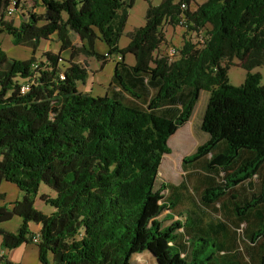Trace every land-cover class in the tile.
Returning a JSON list of instances; mask_svg holds the SVG:
<instances>
[{
  "label": "trees",
  "instance_id": "obj_1",
  "mask_svg": "<svg viewBox=\"0 0 264 264\" xmlns=\"http://www.w3.org/2000/svg\"><path fill=\"white\" fill-rule=\"evenodd\" d=\"M12 1L18 11L25 0H0V34L31 56L9 58L0 48V184L22 193L9 209L0 206V247L33 244L38 234L39 264H132L135 254L165 250L164 264H264V84L251 72L264 68V0L148 2L144 25L127 33L122 49L134 0H29L42 11H18L17 26L6 17ZM180 19L185 32L177 55L159 54L162 26L175 28ZM201 31L205 42L198 47L187 33ZM52 38L58 52L36 57ZM127 55L133 64L125 63ZM80 56L102 66L119 57L103 96L79 92L89 74ZM235 60L246 72L239 86L227 76ZM201 92L207 101L199 130L207 138L181 167L186 172L191 163L202 174V189L157 187L168 140L190 120ZM40 184L54 192L40 196L54 210L49 215L34 206ZM183 199L191 203L184 222L143 223L155 200L174 211ZM208 211L223 219L203 222ZM13 217L21 219L17 230L3 229ZM30 224L39 231L31 233ZM199 235L214 241L204 259L192 249Z\"/></svg>",
  "mask_w": 264,
  "mask_h": 264
},
{
  "label": "rangeland",
  "instance_id": "obj_2",
  "mask_svg": "<svg viewBox=\"0 0 264 264\" xmlns=\"http://www.w3.org/2000/svg\"><path fill=\"white\" fill-rule=\"evenodd\" d=\"M125 3H128L130 0H123ZM206 0H195L196 4H201ZM148 2L151 5L156 6L159 4L160 0H134L132 7L128 9V17L123 30V34L119 40V48H124L128 43L127 33L131 32L135 28L142 27L144 25V15L146 8L148 6ZM194 8V5L192 6ZM28 11H33V13L39 14L42 10L40 8H35L32 10L31 5L22 7L21 13L24 15L27 14ZM14 18L11 19L14 25L17 26L19 23V18L15 15ZM163 33L166 36V44L162 45L159 49V54L165 55L167 50L171 47L179 48L182 43V36L184 35V30L175 27L172 28L167 24L162 26ZM169 33V34H168ZM168 37V38H167ZM71 39L75 45H80V41L74 35H71ZM0 48L5 52V54L9 58L17 59V60H27L31 56V50L24 47L14 46L11 43L10 36L6 34H0ZM59 50V45L56 43L55 39L52 38L50 41L41 42V45L36 53V57H40L44 52L57 53ZM96 50L100 53L105 51L104 44L98 42L96 43ZM61 56L64 59L69 57V52L65 51L61 53ZM132 56L127 55L125 58L126 64H131ZM77 61L81 64L88 63V76L85 80L84 84H78L79 92L89 94L93 97L103 96L106 92V89L109 85L115 61L114 57H112L105 65L102 66V62L100 60L90 58L86 59L83 56H80ZM239 63L235 60L234 65L230 66L227 76L229 84L232 86H239L243 83L246 72L241 69ZM252 73H259L261 75V83L264 84V68H256L251 71ZM207 101V93L201 92L199 100L195 106L193 114L190 120L180 129L176 131V133L170 137L168 140V146L171 150L169 155H165L162 158L160 167H159V177L157 180V187L160 183H166L170 185L177 186L179 184L184 183L188 189V191L193 190L194 187H197V190L200 191L202 186H200V181L203 180L202 174H197L194 172V169H190L192 166L191 163L186 164V172L183 171L181 167L182 159L186 156L194 153L197 146L202 144L207 136L199 130L201 115L203 109L206 105ZM203 163L200 161L193 165V167H202ZM220 180V178H219ZM196 192V190H195ZM170 192L167 190L162 192L164 197H167ZM0 194L3 195L2 199H0V206H4L9 209L10 204H12L16 200H20L22 197V193L16 188L15 185L7 182H2L0 184ZM46 195L48 197H54V192L50 190L44 184H40L37 192V196L34 199V206L37 210L41 211L43 214L49 215L54 210L53 208L44 205V203L40 200V196ZM191 201H196L197 195L195 197L189 196ZM254 202V200H251ZM162 200H155L153 205L147 210V215L143 221V223L149 224L153 218L161 221L163 226H167L171 223V221L178 220L180 222H184L186 218L187 209L191 208V203L188 199H183L180 207L175 209L174 211H169L167 208L161 210L160 204ZM165 202V201H164ZM173 214H181L179 217H173L172 220L169 219V216H173ZM218 219H223V215L221 213L208 211L207 217H204L203 222L207 223L208 221H219ZM192 221H190L191 223ZM227 222V221H225ZM21 224V219L18 217H13L10 221L2 223L1 227L6 229L7 231L14 232L17 230L19 225ZM34 227L35 224H30L29 230L31 233L35 234ZM214 243L213 239L207 235H199L197 236V240L193 242L192 249L200 250L201 253L199 257L204 259L208 255L214 252L215 247L212 246ZM168 251H162L157 254H151L148 252H144L141 254L133 255L131 262L132 264H164L167 259ZM14 259L19 261L22 259L24 264H39L37 260V251L33 244L29 246H22L18 250L14 252ZM49 260L52 258L49 256ZM210 260H206L203 263L207 264Z\"/></svg>",
  "mask_w": 264,
  "mask_h": 264
},
{
  "label": "built area",
  "instance_id": "obj_3",
  "mask_svg": "<svg viewBox=\"0 0 264 264\" xmlns=\"http://www.w3.org/2000/svg\"><path fill=\"white\" fill-rule=\"evenodd\" d=\"M24 2L27 5H31V2L29 0L21 1L19 3V8H18L19 10L18 11H20V12L22 11V5L24 4ZM15 5H16V2L15 1H12L11 4H10V6L7 8L6 17L12 18L13 16L16 15V13L18 11H17V8L15 7ZM181 8L184 9L185 8V5L182 4L181 5ZM176 27L184 30V32H185V25H184L183 19H180L179 20V23H178V25ZM187 36L198 47H201L204 44V42H205V36H204L203 31H201L199 33H195V32H193V33H187ZM177 53H178L177 48L171 47V48H169L167 50V52L165 53V55L167 57H169V58H173L174 56L177 55ZM118 60H119V57L118 56L114 57V61L115 62L118 61ZM25 90H26V87H23L21 89L22 92H24ZM38 240H39V235L38 234H35L32 237V243L33 244H37L38 243ZM0 249H2V248L0 247ZM0 264H1V261H0Z\"/></svg>",
  "mask_w": 264,
  "mask_h": 264
},
{
  "label": "crops",
  "instance_id": "obj_4",
  "mask_svg": "<svg viewBox=\"0 0 264 264\" xmlns=\"http://www.w3.org/2000/svg\"><path fill=\"white\" fill-rule=\"evenodd\" d=\"M169 34V33H168ZM168 38V37H167ZM131 58V60H132V62H130L131 64H133V62H134V59H133V57H130ZM30 226V225H29ZM34 232L36 233V232H38L39 231V226H37L36 225V227H34ZM6 230V229H5ZM9 232H11V231H9ZM15 232V231H14ZM29 245H31V244H25V245H21L20 247H22V246H29ZM35 246V245H34ZM20 247H18V248H16V249H14V250H11V251H6V250H3V249H0V261H1V264H3V262H5V261H3V260H1L3 257L5 258L4 260H6L9 264H24L23 262H22V259H20L19 261H16L15 259H14V252L16 251V250H18ZM36 248V247H35ZM36 251H37V248H36ZM37 260H38V252H37Z\"/></svg>",
  "mask_w": 264,
  "mask_h": 264
},
{
  "label": "water",
  "instance_id": "obj_5",
  "mask_svg": "<svg viewBox=\"0 0 264 264\" xmlns=\"http://www.w3.org/2000/svg\"><path fill=\"white\" fill-rule=\"evenodd\" d=\"M149 253V252H148Z\"/></svg>",
  "mask_w": 264,
  "mask_h": 264
}]
</instances>
